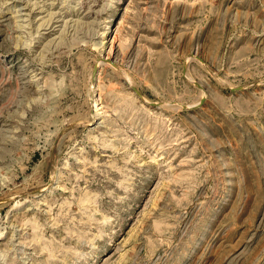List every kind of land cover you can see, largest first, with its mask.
<instances>
[{
  "label": "rangeland",
  "instance_id": "obj_1",
  "mask_svg": "<svg viewBox=\"0 0 264 264\" xmlns=\"http://www.w3.org/2000/svg\"><path fill=\"white\" fill-rule=\"evenodd\" d=\"M0 264H264V0H0Z\"/></svg>",
  "mask_w": 264,
  "mask_h": 264
},
{
  "label": "water",
  "instance_id": "obj_2",
  "mask_svg": "<svg viewBox=\"0 0 264 264\" xmlns=\"http://www.w3.org/2000/svg\"><path fill=\"white\" fill-rule=\"evenodd\" d=\"M133 90H134L139 96H141V94L138 92L137 89L133 88Z\"/></svg>",
  "mask_w": 264,
  "mask_h": 264
},
{
  "label": "bare ground",
  "instance_id": "obj_3",
  "mask_svg": "<svg viewBox=\"0 0 264 264\" xmlns=\"http://www.w3.org/2000/svg\"><path fill=\"white\" fill-rule=\"evenodd\" d=\"M38 29V28H37ZM71 34V33H70ZM54 41V40H53ZM55 47V46H54Z\"/></svg>",
  "mask_w": 264,
  "mask_h": 264
}]
</instances>
